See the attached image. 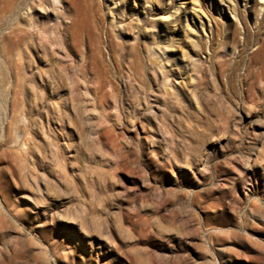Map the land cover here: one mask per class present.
I'll return each mask as SVG.
<instances>
[{
  "label": "rangeland",
  "instance_id": "1",
  "mask_svg": "<svg viewBox=\"0 0 264 264\" xmlns=\"http://www.w3.org/2000/svg\"><path fill=\"white\" fill-rule=\"evenodd\" d=\"M126 1L54 54L0 16V264H264V0H160L156 60Z\"/></svg>",
  "mask_w": 264,
  "mask_h": 264
},
{
  "label": "bare ground",
  "instance_id": "2",
  "mask_svg": "<svg viewBox=\"0 0 264 264\" xmlns=\"http://www.w3.org/2000/svg\"><path fill=\"white\" fill-rule=\"evenodd\" d=\"M133 1H136L137 5L139 6L137 7L138 9L134 7V10H136L134 15L136 16L135 18H137L135 21L137 26H141L145 18H147L149 15H152V18H150L152 21L151 31L153 36H155V45L153 44L150 47L149 54L154 60H156L158 57H161L163 52L161 46V42L163 41L161 38V33L163 31L161 28L162 23L175 22L178 10L175 8L174 11L164 16L161 15V11L164 9L163 6L161 7V5H158L160 0ZM190 1L193 4V0ZM220 2L222 5L225 4L227 7L228 0H221ZM15 3H17V5H15ZM101 4L106 9L113 10L115 2H113V0H101ZM194 6L195 5L193 4L191 7L192 13H190V20L192 23H194L195 18L197 19L200 28L203 31L202 37L207 41V35L205 34L204 30L207 28L208 32H211L209 20L204 16V14L197 13L194 10ZM262 6L263 5L261 3L260 8ZM130 9H133L132 5H130ZM96 11L95 0H0V16H4L7 13V15H14L17 13V44L20 46L29 45L34 49L41 50L44 54H54L55 50L53 48H58L60 51L65 52L68 41L71 42V40L80 37L85 29H89L86 28L89 21L96 22ZM37 14L40 18L36 17ZM30 15L32 18L29 17ZM34 15L38 20L34 18ZM111 18H113V16H111ZM112 26L114 27V24H112ZM185 28L191 32L188 25H186ZM144 33L147 36L148 32L145 31ZM109 38L110 45L113 46L114 42L110 34ZM48 43L49 46H52V48L48 47ZM193 66H196L195 62L191 64V67L188 66V68H193ZM158 72L164 79V90L167 92L172 90V93L177 95L179 93L178 82L173 80L172 85H169L168 81L166 80V72L160 69H158ZM203 72L209 75L208 68ZM40 78H43L44 81L47 82L53 81L52 75L48 74H44L43 76H40ZM187 78H189V84H193V79L189 74ZM75 81V89L85 97H88L89 93L84 82H82L78 77L75 78ZM152 111V109L149 110V112ZM74 113V104H69L68 112L63 113V118L66 121H69V116ZM157 136L158 137L154 135H148L146 139L149 141H154L158 138L162 141H165L166 133L159 132ZM164 157L166 159L169 158V150H167V148L164 150ZM256 158L257 154L254 151H251L250 154L245 157V167L248 168L250 166V161L255 160ZM77 239L78 238L76 237V240ZM105 241L108 242L107 239H105Z\"/></svg>",
  "mask_w": 264,
  "mask_h": 264
}]
</instances>
